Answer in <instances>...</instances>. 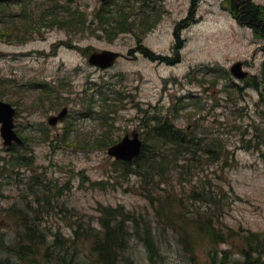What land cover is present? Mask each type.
Segmentation results:
<instances>
[{"label": "rangeland", "instance_id": "rangeland-1", "mask_svg": "<svg viewBox=\"0 0 264 264\" xmlns=\"http://www.w3.org/2000/svg\"><path fill=\"white\" fill-rule=\"evenodd\" d=\"M255 1L264 5V0ZM26 3L23 14L31 20L27 29L25 24L19 25L23 22L21 3L11 0L0 5L2 22L4 11L15 15L12 37L0 39V99L16 108L15 129L25 141L11 146L28 150L33 161L29 167L15 170L21 175L4 172V159L10 154L0 132V233L4 239L11 242L16 234L13 216L20 220V210L26 214L30 207L36 209L46 202L45 198L51 203L42 209L49 211L48 226L53 225L54 231L60 228L65 237L71 236L69 225L79 217L100 228L102 206H124L155 222V209L146 197L149 187L153 190L151 180L126 174L108 154L111 144H104L105 140L119 142L127 134L132 137L134 132L143 140L144 124L155 115H169L176 125L204 136V141L224 144L221 157L233 163L223 166L205 157L190 173L173 170L161 186L184 198L200 185L216 186L220 198L231 204L223 213L224 225L264 232V102L257 89L246 85V80L261 75L264 41L240 24L223 7V0ZM148 5L154 11L147 10ZM123 9L136 23L147 11L148 21L155 26L147 32L145 26H137L133 31L108 35L99 16ZM55 10L60 17L73 15L85 23L81 27L43 24L53 18ZM15 26L21 30L14 31ZM139 44L149 48L153 58L138 51ZM101 49L124 56L108 69L92 66L89 55ZM237 61L248 72L244 79L235 78L230 71ZM53 89L62 102L52 107L53 100L47 96ZM64 107L68 108L66 116L50 125L48 118ZM31 174L41 176L38 180L45 178L47 185L25 184V175ZM14 208V212L8 210ZM161 232V255L156 264H210L216 249H229L232 259L240 257L224 244L218 248L202 245L197 250L200 259L190 263L174 231ZM52 239L50 233L47 241ZM220 254L217 264L226 261ZM82 255L90 254L80 249L78 257ZM85 256L80 257L81 264H94ZM128 256L134 264H155L140 240H132ZM16 257L0 244V260ZM38 260L49 264L41 255Z\"/></svg>", "mask_w": 264, "mask_h": 264}, {"label": "trees", "instance_id": "trees-1", "mask_svg": "<svg viewBox=\"0 0 264 264\" xmlns=\"http://www.w3.org/2000/svg\"><path fill=\"white\" fill-rule=\"evenodd\" d=\"M14 1L19 2V0ZM145 4L143 3V6ZM222 5L240 24L250 27L255 36L264 41V5L255 0H223ZM148 7L150 6L148 5ZM25 9L22 13H25ZM154 9L148 8L147 10L154 11ZM124 11L123 9L108 14V16L106 14L99 16L101 28L108 35L133 31L137 26L142 29L145 26L143 31L147 32L155 26L148 21L147 11L137 23L134 20L130 21L131 14H126ZM59 15L60 12L55 10L53 18L45 20L43 24L52 27H71L73 25L81 27L85 23L84 20H76L73 15H63V17ZM14 17V13L4 11L2 22L0 16V23H2L0 39L12 37ZM9 19L10 21L7 23ZM23 19V24H25L23 26L27 29L31 20L28 15H25ZM17 28L18 26H15L14 31L21 30ZM138 51L153 58L154 53L142 44H139ZM60 85L61 89L64 88V85ZM246 85L257 89L260 92L261 101L264 102V62L261 75H255L246 80ZM236 87L242 89L240 86ZM228 89L230 92L231 88L228 87ZM48 92H51L47 97L51 96L52 107L62 102L59 101L60 94L56 92V89ZM185 108L186 106H183L181 109ZM87 111H91V109L88 108ZM188 115H192V112ZM72 125L73 123L68 125L69 128H66L67 133L71 131ZM144 125L147 129L145 132L143 128V146L140 156L132 161L117 160L115 164L125 170L126 174L133 173L146 180H151L152 184L149 186L153 190L149 187L146 197L155 209V222L144 218L141 213L137 214L134 211L126 210L124 206L116 208L102 206L98 220L100 228L79 217L69 225L72 228L71 236L65 237L60 228L54 231L53 225L48 226L49 220L46 216L49 211L44 213L42 209L45 204L51 205V203L49 199L45 198L46 202H40L36 209L30 207L29 210H26V214L20 210V220L17 216H13L14 233L16 234L11 242L8 238L4 239L3 234L0 233L1 247L17 256L13 261L9 258L1 259L0 264H41L38 255L43 256L49 264H81L80 257L85 255L78 257L80 249L89 252L90 255L85 257H88L94 264H122L123 262L134 264V260L128 256L132 240H140L148 250L149 260L156 264L161 255L159 236L162 233L161 230L165 229H171L177 235V241L186 251L184 253L189 257L190 263H197L200 259L197 250L202 245L218 248L224 244L230 249L237 250L236 253H239L240 257L232 259L229 249L221 251L216 249V252L212 253V261H208L210 264L219 263L220 253L226 260L225 262L220 260V264L232 262L233 264H264V232L224 225L222 216L225 208L230 207L231 204L229 200L225 201L220 198V194L217 192L218 187L210 185L209 188L200 185V188L192 189L184 198V196H178L161 186L168 182L167 179L173 170L178 169L181 174L184 170L190 173L197 164L203 163L202 160L205 157L210 162H222L223 166H232V159L221 157L226 151L224 144L212 139L209 142L204 141V136L194 132L197 134L196 136L186 131L183 127L176 125L169 115H155ZM113 143L115 141L105 140L104 142L105 146ZM8 152L10 155L4 159V172L11 171L18 176L21 173L16 172V169L27 168L33 163L32 156H28V150L11 146L8 148ZM187 161L189 163L184 166L183 163H187ZM39 177L41 176H36V174L34 176L32 174L25 175V184H34L35 188L44 186L46 179L38 180ZM162 191L166 192L161 194ZM220 191H223L222 188ZM36 198L40 199L37 194ZM182 198L187 202L184 203ZM197 202L200 205L204 204L205 207L201 209L200 206H196ZM8 210L14 212L15 208ZM50 233L53 239L48 242Z\"/></svg>", "mask_w": 264, "mask_h": 264}, {"label": "water", "instance_id": "water-1", "mask_svg": "<svg viewBox=\"0 0 264 264\" xmlns=\"http://www.w3.org/2000/svg\"><path fill=\"white\" fill-rule=\"evenodd\" d=\"M2 1L5 0H0V2ZM106 1L108 0H102V2ZM123 56V53L116 50L101 49L92 52L88 57V61L92 66L108 69L114 66L117 60ZM242 64L241 61H237L230 68L232 75L237 79H244L248 75V72L243 70ZM16 113L17 110L11 103L0 99V132L6 147H10L14 143H23V139L18 135L15 129L14 119ZM67 113L68 108L64 107L58 114L51 115L48 118L49 124L56 125ZM142 146L143 140L139 132H134L132 137L127 134L122 140L111 145L108 148V154L115 157L116 160L132 161L134 158L140 156Z\"/></svg>", "mask_w": 264, "mask_h": 264}, {"label": "flooded vegetation", "instance_id": "flooded-vegetation-1", "mask_svg": "<svg viewBox=\"0 0 264 264\" xmlns=\"http://www.w3.org/2000/svg\"><path fill=\"white\" fill-rule=\"evenodd\" d=\"M9 1H11V0H5V1H2V2H0V5L2 6V5H7V3L9 2ZM28 1V0H27ZM19 3H21V5H22V9H21V14H22V16H23V18H24V14L22 13V11H24V9L26 8V6H27V4L28 3H26V0H19ZM4 8V7H3ZM24 20V19H23ZM23 24V22L22 23H20V25H22ZM28 24V23H27Z\"/></svg>", "mask_w": 264, "mask_h": 264}, {"label": "bare ground", "instance_id": "bare-ground-1", "mask_svg": "<svg viewBox=\"0 0 264 264\" xmlns=\"http://www.w3.org/2000/svg\"><path fill=\"white\" fill-rule=\"evenodd\" d=\"M16 117V116H15ZM15 120V119H14Z\"/></svg>", "mask_w": 264, "mask_h": 264}]
</instances>
